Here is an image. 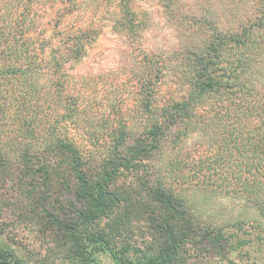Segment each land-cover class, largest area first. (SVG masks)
Masks as SVG:
<instances>
[{
	"label": "trees",
	"instance_id": "obj_1",
	"mask_svg": "<svg viewBox=\"0 0 264 264\" xmlns=\"http://www.w3.org/2000/svg\"><path fill=\"white\" fill-rule=\"evenodd\" d=\"M162 1L180 20L170 8L175 0ZM134 4L28 0L16 21L3 19V187L16 191L20 202L33 196L42 219L70 244V264H97L102 255L113 264H178L187 246L219 247L229 229L249 226L264 235V0H252L249 14L225 32L214 22L202 42L192 37L210 23L185 17L191 40L170 55L144 47L146 14L139 16ZM100 6L111 11L113 29L136 61L129 71L135 110L124 117L121 108L102 122L87 111L85 90L74 94L66 70L86 60L103 34L108 19L87 17L88 8ZM76 13L77 25L68 30ZM36 14L52 26L41 49L35 47ZM122 179L129 181L120 186ZM189 189L236 198L253 218L207 223ZM133 221L149 226L153 253L139 254L122 239V227ZM0 264L27 262L3 245Z\"/></svg>",
	"mask_w": 264,
	"mask_h": 264
},
{
	"label": "rangeland",
	"instance_id": "obj_2",
	"mask_svg": "<svg viewBox=\"0 0 264 264\" xmlns=\"http://www.w3.org/2000/svg\"><path fill=\"white\" fill-rule=\"evenodd\" d=\"M9 1L7 3L6 0H0V33L3 31V19L16 21L28 3V0ZM134 2V8L139 16L146 14L148 29L145 33L144 47L147 50L168 54L183 48L191 40L190 34L186 33L190 27H187L182 20L185 17L196 16L199 22L197 25L205 21L211 24L193 35L194 41L202 42L207 36H212V27L215 23L225 32L234 26L237 18L249 14L252 9V0L249 3L243 0H175L171 2L170 8L174 10V15L181 18L179 20L170 17L165 8L166 3L161 0H134ZM236 10L237 16L233 14ZM87 12V17L104 18L108 21L94 49L89 52L88 58L78 64H67L66 70L70 72L71 85L75 88L74 94L81 97L85 92L87 111L99 116V122L104 118L108 119L109 114L114 117V113L117 114L121 108L127 113L123 116L127 117L135 110L136 96L129 71L136 61L129 51L126 38L113 29L114 17L109 15L111 11L101 7L88 8ZM116 12L120 15L119 10ZM40 16L34 15L38 20L35 35L38 38L40 34V41L37 39L38 42L35 43L37 49L42 48L43 38H49L52 33V26L47 24L50 18L41 19ZM77 16L78 13L69 20L68 30L77 25L76 19L79 20ZM82 22H79V25ZM49 43L52 44L53 41L49 40ZM175 89L173 87L172 90ZM91 113L88 115L82 112V117L86 119L88 116L89 120L95 122L96 117L90 119ZM195 142L193 137L186 145L194 146ZM2 170L0 168V246L11 248L27 264H70L73 261L69 252L70 244L66 243L65 237L57 236L62 230L58 231L57 227L48 225L47 221L42 219L45 212L33 206L31 203L33 196L27 202H20L21 197L16 191L3 187ZM128 181L122 179L117 184L123 186ZM198 190L189 189L185 192L203 221L222 224L232 220L230 224L235 218L248 221L249 218H253L254 213L244 210L240 200L207 197L205 191ZM51 211L53 214L57 212ZM148 227L146 223L137 221L126 224L121 229L122 239L131 244L139 254L153 253L154 245ZM262 236L264 235L249 226H245L241 231L229 229L225 241L219 247L210 243L198 244L196 247L187 246V251L185 250V253L179 257L178 264H264ZM97 264L113 263L109 256L102 255L98 257Z\"/></svg>",
	"mask_w": 264,
	"mask_h": 264
}]
</instances>
